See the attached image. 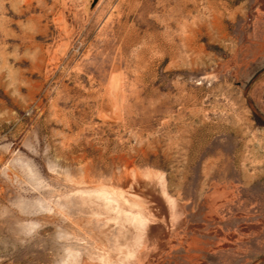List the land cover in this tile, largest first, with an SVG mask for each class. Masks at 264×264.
I'll return each mask as SVG.
<instances>
[{
  "label": "rangeland",
  "instance_id": "rangeland-1",
  "mask_svg": "<svg viewBox=\"0 0 264 264\" xmlns=\"http://www.w3.org/2000/svg\"><path fill=\"white\" fill-rule=\"evenodd\" d=\"M248 99L264 116V0H0V264L119 256L83 184L143 199L154 173L183 223L136 264H264Z\"/></svg>",
  "mask_w": 264,
  "mask_h": 264
},
{
  "label": "bare ground",
  "instance_id": "bare-ground-1",
  "mask_svg": "<svg viewBox=\"0 0 264 264\" xmlns=\"http://www.w3.org/2000/svg\"><path fill=\"white\" fill-rule=\"evenodd\" d=\"M158 175L138 174L137 180L142 181L147 187V193H141L143 199L129 196L127 194H130V191L126 194L122 190L130 183L129 179L126 183L120 180L112 182V188L97 186L94 183L93 186L92 182L85 186L83 184L84 188L93 189L92 193L88 191V194L97 201L99 212L105 214L107 224L119 223L123 236V239L116 242L115 249L119 256L113 257L106 246H102L99 252L102 256L99 259L100 264H136V256L140 248L153 246L154 238L161 237V235L156 237L161 233L160 231L164 233L174 231L183 223L182 208L177 200L167 193L162 174ZM130 230L134 233L130 242H126Z\"/></svg>",
  "mask_w": 264,
  "mask_h": 264
},
{
  "label": "water",
  "instance_id": "water-1",
  "mask_svg": "<svg viewBox=\"0 0 264 264\" xmlns=\"http://www.w3.org/2000/svg\"><path fill=\"white\" fill-rule=\"evenodd\" d=\"M248 102L251 104L252 109L254 110L256 116L263 122L264 124V116L255 108L252 102L248 99Z\"/></svg>",
  "mask_w": 264,
  "mask_h": 264
}]
</instances>
